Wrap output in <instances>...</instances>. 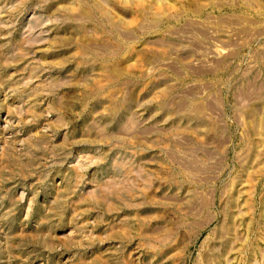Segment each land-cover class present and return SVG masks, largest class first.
<instances>
[{
	"label": "rangeland",
	"instance_id": "rangeland-1",
	"mask_svg": "<svg viewBox=\"0 0 264 264\" xmlns=\"http://www.w3.org/2000/svg\"><path fill=\"white\" fill-rule=\"evenodd\" d=\"M0 264H264V0H0Z\"/></svg>",
	"mask_w": 264,
	"mask_h": 264
}]
</instances>
